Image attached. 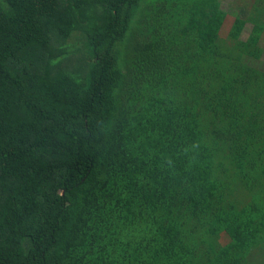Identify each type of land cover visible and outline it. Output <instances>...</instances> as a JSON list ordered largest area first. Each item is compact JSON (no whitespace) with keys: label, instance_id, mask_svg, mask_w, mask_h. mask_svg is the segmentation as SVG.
Returning a JSON list of instances; mask_svg holds the SVG:
<instances>
[{"label":"trees","instance_id":"trees-1","mask_svg":"<svg viewBox=\"0 0 264 264\" xmlns=\"http://www.w3.org/2000/svg\"><path fill=\"white\" fill-rule=\"evenodd\" d=\"M236 9L0 0V264H264V0Z\"/></svg>","mask_w":264,"mask_h":264},{"label":"rangeland","instance_id":"rangeland-1","mask_svg":"<svg viewBox=\"0 0 264 264\" xmlns=\"http://www.w3.org/2000/svg\"><path fill=\"white\" fill-rule=\"evenodd\" d=\"M253 0H246L247 3H252ZM243 0H222V7L224 10L226 11H232L234 9H236V11L238 10V7L240 5H242ZM233 18V17H232ZM231 19V17H230ZM227 19L226 23H225V28L228 29V27L230 26L231 20ZM250 25L246 26V29L243 33V36L247 35L248 31H249ZM225 32V31H224ZM260 47L262 48V53H261V58L259 61H256V65L261 66L262 68L264 67V35L262 36L261 40H260Z\"/></svg>","mask_w":264,"mask_h":264}]
</instances>
